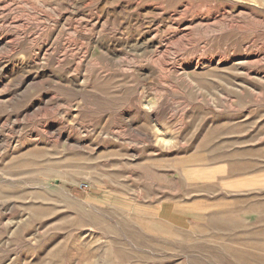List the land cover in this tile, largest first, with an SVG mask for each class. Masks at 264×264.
<instances>
[{"label":"rangeland","instance_id":"1","mask_svg":"<svg viewBox=\"0 0 264 264\" xmlns=\"http://www.w3.org/2000/svg\"><path fill=\"white\" fill-rule=\"evenodd\" d=\"M0 264H264V0H0Z\"/></svg>","mask_w":264,"mask_h":264},{"label":"built area","instance_id":"2","mask_svg":"<svg viewBox=\"0 0 264 264\" xmlns=\"http://www.w3.org/2000/svg\"><path fill=\"white\" fill-rule=\"evenodd\" d=\"M87 187H88L87 183H81V184L79 185V188H80V189H86Z\"/></svg>","mask_w":264,"mask_h":264},{"label":"crops","instance_id":"3","mask_svg":"<svg viewBox=\"0 0 264 264\" xmlns=\"http://www.w3.org/2000/svg\"><path fill=\"white\" fill-rule=\"evenodd\" d=\"M186 166H190V165L187 164Z\"/></svg>","mask_w":264,"mask_h":264}]
</instances>
